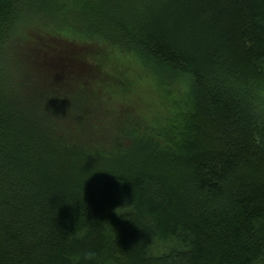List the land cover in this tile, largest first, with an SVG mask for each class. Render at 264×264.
<instances>
[{
    "label": "trees",
    "instance_id": "1",
    "mask_svg": "<svg viewBox=\"0 0 264 264\" xmlns=\"http://www.w3.org/2000/svg\"><path fill=\"white\" fill-rule=\"evenodd\" d=\"M127 62L183 93L99 141L18 93L103 105ZM0 264H264V0H0Z\"/></svg>",
    "mask_w": 264,
    "mask_h": 264
},
{
    "label": "rangeland",
    "instance_id": "2",
    "mask_svg": "<svg viewBox=\"0 0 264 264\" xmlns=\"http://www.w3.org/2000/svg\"><path fill=\"white\" fill-rule=\"evenodd\" d=\"M36 4V7L27 10L20 21L16 33L17 41L21 40L20 34L25 35L29 33V35H33L36 33H44L46 30L54 31L57 28L63 27L69 12L66 8V2H59V10L56 5L43 9L39 7L40 5L37 6ZM57 12H61L62 14H57ZM132 65V63L127 62L126 66H120L125 77L123 81H120L121 84L117 92L112 94L113 97L103 95V98L106 99L103 105L99 103L90 105L79 103L77 109L74 106L68 105V111L62 113L60 117L59 105L55 96L50 95L47 97L45 92L27 85L25 82L20 86L18 93L29 97L36 105L41 106L43 109H47V112H43V120L46 128H49L51 123H54L58 132L59 124L76 131L77 124L83 123V126L86 128L84 134L87 137H80L99 141L101 138L106 139L111 134L114 129L113 124L118 122L117 114L121 111H130L129 114H133L136 117L141 113L157 114L166 109L163 106L165 102L161 101L162 96L164 97L165 95L164 90L171 91L179 96L183 93L178 84H174V82H169V84L159 82L146 70H137V67ZM98 66L102 70L103 63L99 61ZM7 68L9 74L12 75L10 80L11 85L17 90L18 86L15 84L13 78L15 80L20 78L21 71L13 62ZM161 85L167 86V88L161 87ZM117 86L115 85L112 89H115ZM122 95L126 96V98ZM23 100L27 104L32 105L27 99L24 98Z\"/></svg>",
    "mask_w": 264,
    "mask_h": 264
}]
</instances>
